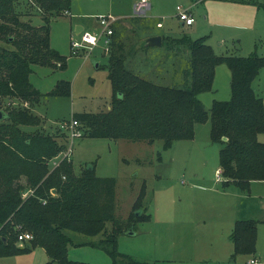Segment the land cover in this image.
<instances>
[{"label":"trees","instance_id":"obj_1","mask_svg":"<svg viewBox=\"0 0 264 264\" xmlns=\"http://www.w3.org/2000/svg\"><path fill=\"white\" fill-rule=\"evenodd\" d=\"M21 1L0 0V98L35 100L44 94L30 79L34 66H57L58 62L57 67L67 65V56L50 44V20L66 15L71 0H26L39 10L41 24H34L32 17H22L18 11ZM230 1L264 6L253 0ZM165 39L171 41L169 47L175 55L167 71L170 75L179 74L170 84L155 82L129 69L123 42L114 38L109 54L110 108L73 117L88 136L149 142L163 139L165 149L177 139L193 138L196 124L210 119L211 139L221 144L219 167L223 184H236L249 192L253 180H264V142L258 138L264 131V98L253 86L264 55L217 54L208 35L195 39L186 34L165 36L162 45ZM182 49L187 50V55ZM222 62L232 72L231 97L215 99L207 109L199 94L212 90L215 68ZM70 91L69 83L61 81L47 93L69 95ZM1 105L0 100V109ZM1 111L0 256L42 246L49 256L45 264H90L68 256L69 245L89 243L105 250L111 264H119L122 259L126 264H156L117 250L118 234L135 227L137 221L150 218L144 204L143 212L139 211L144 185L129 217L119 220L115 215V177L96 175L93 163L74 174L67 156L53 167L51 161L66 149V139L23 130L20 125L39 121L26 109ZM26 189L32 192L25 195ZM263 222L253 218L236 220L230 234L233 259L241 254L255 255L258 224ZM21 231L31 232L33 239L18 245ZM71 232L100 237L76 239Z\"/></svg>","mask_w":264,"mask_h":264},{"label":"rangeland","instance_id":"obj_2","mask_svg":"<svg viewBox=\"0 0 264 264\" xmlns=\"http://www.w3.org/2000/svg\"><path fill=\"white\" fill-rule=\"evenodd\" d=\"M137 1L71 0L69 14L50 20V44L67 56L66 67H57L59 62L57 66L35 65L30 79L44 95L35 100L1 97L0 110L26 109L39 121L34 125H20L23 130H38L66 141L68 133L60 126L63 119L73 115L77 118L83 112L107 110L112 98L109 78L112 47L106 50L104 36L93 49L84 47L78 54H72L71 46L72 40L79 39L83 31L76 34L75 23L80 22L85 29L97 33L101 29L99 16L103 15L116 17L110 38L123 42L126 66L155 82L170 84L179 76L167 71L175 57L169 47L171 41L165 39L161 46H145V39L156 33L164 38L186 34L195 39L208 35V42L217 54L249 55L256 52L264 55V6L248 3L251 7H247L244 5L247 3L231 4L230 0H150L151 8L147 14L138 16L134 15ZM253 1L264 3V0ZM178 4L192 8L195 17L192 25L182 24L179 20ZM252 5L256 6L255 9ZM18 11L24 18L32 17L34 24L42 23L39 10L26 0L21 1ZM158 20L163 21L164 27L157 26ZM182 51L187 55V50ZM221 66L228 68L227 63ZM226 71L228 76H224L226 72L219 73L217 84L213 85L211 94L215 99L231 97L230 74L228 69ZM61 81L69 83V95L47 93ZM253 86L264 98V64ZM210 133L211 120L208 119L196 124L193 138L177 139L166 149L163 139L149 142L84 134L74 140L71 155L67 156L73 163L70 172L79 174L82 167L93 163L96 175L115 177V215L119 220L129 217L141 187L145 186L139 211L143 212L144 204L150 218L137 221L133 230L117 235V250L122 255L156 264H254L249 260L255 256V264H264V223L258 225L255 255L231 257L230 234L234 222L225 208V202L228 206L230 202H219L224 207L217 204V189L222 187L223 179L215 170L219 166L221 144L212 141ZM258 138L264 142V131ZM24 192L26 195L32 191L26 189ZM246 198L241 207V218L249 215L263 217L264 180H254ZM185 208L186 215L182 219L173 218ZM108 224L111 227V222ZM71 234L82 240L100 237ZM16 242L24 245L19 240ZM68 256L90 264H111L112 261L105 250L89 243L69 245ZM48 258L44 247L34 246L28 251L0 256V264H45ZM119 264H126L125 260Z\"/></svg>","mask_w":264,"mask_h":264},{"label":"built area","instance_id":"obj_3","mask_svg":"<svg viewBox=\"0 0 264 264\" xmlns=\"http://www.w3.org/2000/svg\"><path fill=\"white\" fill-rule=\"evenodd\" d=\"M151 8V2L150 0H138L134 4V15L138 16H145L147 14L148 9ZM177 10V17L182 22V24L190 25L193 24L195 21L194 15L191 13L189 7H185L181 4H178L176 6ZM69 14V11L66 12ZM116 20V17L113 15H103L99 16V22L101 29L99 32H92L88 29H83V31L79 34L80 37L74 38L72 40V54H78V51L83 49L84 47H88L89 49H93L94 46H96L99 42V39L101 36H104V42L106 43V50H109V43L111 41L110 36L113 33V22ZM163 21H159L157 23V26H162ZM60 126L63 130L67 131V143L68 146L65 150L61 151L59 155L55 156V158L52 160V166L55 167L59 164L61 158H64L68 155H71L72 152V144L74 143V140L81 137L84 132L83 129L80 127V122L75 119L73 116L69 120H62L60 122ZM218 176L221 174V170H217ZM33 234L28 231H21L18 235V240L21 242H27L33 239ZM250 263H256L257 258L252 257L249 260Z\"/></svg>","mask_w":264,"mask_h":264},{"label":"crops","instance_id":"obj_4","mask_svg":"<svg viewBox=\"0 0 264 264\" xmlns=\"http://www.w3.org/2000/svg\"><path fill=\"white\" fill-rule=\"evenodd\" d=\"M231 2V4H234V3H240V2H235V1H229ZM246 5L247 7H251L250 4H244ZM255 9L256 6L252 5ZM190 8V11L192 10L191 7ZM159 21H162V20H158L157 23ZM195 22V21H194ZM156 23V24H157ZM77 25H82L80 22H77L75 23V26ZM192 25V24H190ZM84 26V25H83ZM158 27H164V23L162 26H158ZM84 29H85V26H84ZM77 34V33H76ZM152 34V33H151ZM157 34V33H156ZM150 35V34H149ZM163 40V39H162ZM142 47V46H141ZM223 63L225 62H222L220 64H218L215 68V76H214V82H213V85L216 86L217 84V81H218V77H219V73H227V74H224V76H228V72L226 71L228 69L229 71V74H230V93H231V78H232V72H231V69L229 68L228 64H227V67L226 68L225 66H221L223 65ZM219 68V69H218ZM214 91V90H213ZM212 90L210 91H204V92H201L199 94V97L200 99L202 100V102L207 106L209 107V109L211 108L212 106V103L213 101L215 100V98H213V94H211ZM223 98H226V97H222L221 99ZM110 108V104H109V107L108 109ZM196 127V126H195ZM220 169V167L218 166L215 170L217 172V170ZM254 181V180H253ZM252 181V182H253ZM257 181V180H255ZM260 181V180H259ZM222 182V187H218L217 189V195H218V199H217V204L219 207H224V206H221L219 202H222V200L225 202V201H229L230 202V206H228V203L225 202V208L227 209V212L230 214V219H232V222H236V220L241 219L242 216V210H241V207H243V205L245 204V202L247 201L246 197H247V194H249V192L251 191V186H250V191L247 192V191H244L241 187H239L238 185L236 184H229V185H224L223 184V181ZM251 182V184H252ZM247 193V194H246ZM182 209V207L180 208ZM257 209H255L254 211H256ZM186 211H187V208L184 209V211L180 212L179 214L177 215H173L174 219H182L185 215H186ZM184 215V216H183ZM253 216V215H252ZM247 218H253V219H259V220H264V216L261 217V218H254V217H251V215H249V217ZM264 223V222H263ZM260 224V223H259ZM258 224V225H259ZM171 227V226H170ZM234 227V225H233ZM232 232V231H231ZM233 244V243H232ZM233 252V251H232ZM232 254V253H231Z\"/></svg>","mask_w":264,"mask_h":264},{"label":"water","instance_id":"obj_5","mask_svg":"<svg viewBox=\"0 0 264 264\" xmlns=\"http://www.w3.org/2000/svg\"><path fill=\"white\" fill-rule=\"evenodd\" d=\"M84 29L83 25H77L76 26V33L80 32ZM162 35L161 34H155L147 37L144 41L145 46H161L162 45ZM2 116V111L0 110V118ZM55 192V190H53Z\"/></svg>","mask_w":264,"mask_h":264}]
</instances>
